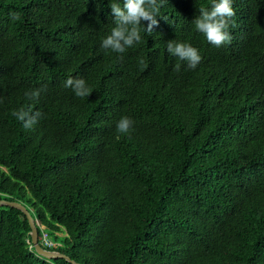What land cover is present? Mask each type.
Returning <instances> with one entry per match:
<instances>
[{
  "label": "trees",
  "instance_id": "16d2710c",
  "mask_svg": "<svg viewBox=\"0 0 264 264\" xmlns=\"http://www.w3.org/2000/svg\"><path fill=\"white\" fill-rule=\"evenodd\" d=\"M112 2L0 0V200L80 264H264V0H232L221 47L193 23L213 0H162L123 53L101 47ZM20 109L40 113L31 129ZM31 232L0 206V264H71L39 256Z\"/></svg>",
  "mask_w": 264,
  "mask_h": 264
},
{
  "label": "clouds",
  "instance_id": "9594fccd",
  "mask_svg": "<svg viewBox=\"0 0 264 264\" xmlns=\"http://www.w3.org/2000/svg\"><path fill=\"white\" fill-rule=\"evenodd\" d=\"M109 7L116 26L111 30V34L102 40L101 47L123 53L141 40L140 26L142 23L144 31L148 33H152L153 28L158 26L156 15L162 7V0L161 2L158 0H123V7L116 2L110 3ZM234 15L232 0H213L210 9H200V16L196 17L193 23L196 31L202 33L211 45L221 47L231 42L232 37L227 29L229 21ZM167 51L179 61L187 62L189 69H195L201 62L198 50L190 44L169 41ZM179 68L180 64L177 63L176 70ZM65 87H71L78 97L89 96L91 92L82 79L73 80L70 78L66 81ZM40 92L41 90L37 89L26 92L25 95L30 100H38ZM12 115L23 123L24 128L31 129L38 122L40 113L32 114L30 110L20 109L14 111ZM133 124L134 121L130 118L122 117L117 123V131L129 134Z\"/></svg>",
  "mask_w": 264,
  "mask_h": 264
},
{
  "label": "water",
  "instance_id": "95a60500",
  "mask_svg": "<svg viewBox=\"0 0 264 264\" xmlns=\"http://www.w3.org/2000/svg\"><path fill=\"white\" fill-rule=\"evenodd\" d=\"M0 206H9V207L17 208L21 210L27 216V219L32 228V232H31L32 245H33V248L35 249V252L39 256L44 257L46 259H50V260L51 259H65L71 264H80L61 252L48 250L42 246V244L39 242V232H38V227H37L38 221L32 216V214L30 213V211L25 205L17 201H9L6 199H1Z\"/></svg>",
  "mask_w": 264,
  "mask_h": 264
},
{
  "label": "built area",
  "instance_id": "2783aa9c",
  "mask_svg": "<svg viewBox=\"0 0 264 264\" xmlns=\"http://www.w3.org/2000/svg\"><path fill=\"white\" fill-rule=\"evenodd\" d=\"M43 246H47V247H57V244H55L53 241H51L49 239V237L44 234L43 235Z\"/></svg>",
  "mask_w": 264,
  "mask_h": 264
},
{
  "label": "rangeland",
  "instance_id": "374dc122",
  "mask_svg": "<svg viewBox=\"0 0 264 264\" xmlns=\"http://www.w3.org/2000/svg\"><path fill=\"white\" fill-rule=\"evenodd\" d=\"M42 233H43V230H42ZM49 239L52 241L54 238L52 236H49Z\"/></svg>",
  "mask_w": 264,
  "mask_h": 264
}]
</instances>
